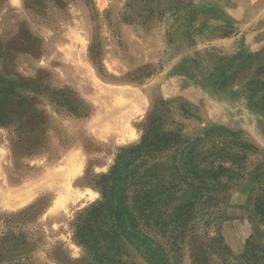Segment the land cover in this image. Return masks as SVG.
I'll list each match as a JSON object with an SVG mask.
<instances>
[{
	"label": "rangeland",
	"instance_id": "374dc122",
	"mask_svg": "<svg viewBox=\"0 0 264 264\" xmlns=\"http://www.w3.org/2000/svg\"><path fill=\"white\" fill-rule=\"evenodd\" d=\"M0 93V264H264V0H0Z\"/></svg>",
	"mask_w": 264,
	"mask_h": 264
},
{
	"label": "trees",
	"instance_id": "16d2710c",
	"mask_svg": "<svg viewBox=\"0 0 264 264\" xmlns=\"http://www.w3.org/2000/svg\"><path fill=\"white\" fill-rule=\"evenodd\" d=\"M1 97H4V93H0V98ZM148 140V137H147V131L144 129V134L142 135V138H141V147H148V146H152V145H154V143H152V142H150V141H147ZM140 149H138V151H139ZM125 159V156H123L121 153L118 155V157L116 158V165L117 164H119V163H121V161L122 160H124ZM222 168V167H221ZM116 169V166H114V167H112V169H111V171H110V173H112L114 170ZM109 174L108 175H105V177L104 178H109ZM115 181H117L116 179H115ZM103 189V195L105 196V194H106V191H105V188L103 187L102 188ZM102 207V206H101ZM113 221L111 222V225H112V227L113 228H119V229H121L122 231L125 229L126 230V228L127 229H132L133 230V228L132 227H130V226H128V224H127V222H126V219H124V216H123V204L122 203H117L116 205H115V209H114V211H113ZM133 232V234L135 235V236H138V237H143L141 234H139L137 231H135V230H133L132 231ZM107 235H110L109 233L107 234ZM79 241H80V239H79ZM80 242H82L83 244H84V246H86V247H89L90 245H89V243H87L86 241H84V240H82V241H80ZM248 245H249V243H248ZM252 247V246H251ZM251 249V248H250ZM252 251H253V249H251L250 250V256H249V258H248V262H246L247 264H253L254 263V258H253V255H252ZM95 252H97V253H99V255H100V257H104V252L101 250L100 251V249L99 248H96L95 249Z\"/></svg>",
	"mask_w": 264,
	"mask_h": 264
},
{
	"label": "bare ground",
	"instance_id": "6f19581e",
	"mask_svg": "<svg viewBox=\"0 0 264 264\" xmlns=\"http://www.w3.org/2000/svg\"><path fill=\"white\" fill-rule=\"evenodd\" d=\"M94 193V192H93ZM96 194V193H95ZM91 196H93V194H91Z\"/></svg>",
	"mask_w": 264,
	"mask_h": 264
}]
</instances>
